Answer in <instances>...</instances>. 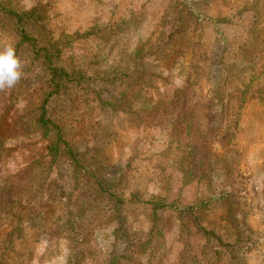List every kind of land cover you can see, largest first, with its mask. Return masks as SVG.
Masks as SVG:
<instances>
[{
	"label": "rangeland",
	"instance_id": "obj_1",
	"mask_svg": "<svg viewBox=\"0 0 264 264\" xmlns=\"http://www.w3.org/2000/svg\"><path fill=\"white\" fill-rule=\"evenodd\" d=\"M14 1L21 8H39L47 12V27L56 38L83 35L97 25L117 28V24L124 25L127 21L128 25L122 27L129 34L119 38L121 42L112 53L108 52L109 48L97 52L95 39L79 38L68 48L66 56L72 54L76 62L82 64L92 59V70L109 68L121 72L125 64L119 61L125 58L122 53L131 54L140 44L148 43L150 53L139 65L150 80L151 87L145 91L152 102L172 99L177 90L186 86L192 72L202 106L199 114L202 129L205 134L212 131L217 134L211 143V153L222 159L223 173L233 174L240 190L242 204L236 213V221L238 229L244 233V264H264V107L258 102L264 97V35L259 40L251 39L254 38V34H250L253 18L242 11L251 0L197 1L207 18L229 19L219 25L206 21L196 31L189 30L180 57L176 56L179 44L170 43V22L179 12L172 0ZM8 43L16 45L13 32L0 30V44ZM247 43L251 46L252 56L257 58L253 63L243 59ZM169 46L172 47L167 49ZM19 55L27 62L23 79L8 93L0 92V102L11 104L10 113L0 121V141L4 144L0 156V196L11 193V205L7 198L0 197V241L7 240L12 230L21 224L26 227L25 236L16 242L15 251L8 255L10 264L22 261H26L25 264H66L70 256V232L58 236L55 230L66 226L67 221L74 218L73 213L82 214L86 221L92 220L97 204L90 188L86 195L75 189L74 169L64 155L50 174L45 172L50 168L47 152L51 139L27 140L28 132H24L19 140L15 135H11L10 140L9 129L15 126L26 105L50 90V77L41 64L34 61L26 48ZM202 56L210 60L203 61ZM257 76L260 79L255 80ZM115 77L120 81L114 85L100 81L74 87L66 95L53 97L48 109L52 118L64 127L68 142L80 152H89L87 157L95 166L108 168V178L116 172L125 175L123 193L127 199L138 195L145 202L164 200L179 208L159 213L163 219V241H153L149 253L137 256V263L181 264L195 255L202 264H229L228 255L218 254L214 243L199 232L196 216L180 212L205 200L207 187L203 182L190 181L179 169L184 152L176 145L172 146L170 131L136 124L129 114L104 105L126 89L122 77ZM238 89L249 93L252 101L242 110L240 131L235 132V139L230 142L231 136L227 135L219 112L222 102ZM35 160H39L40 169L30 168ZM43 172L40 190L18 201L14 196H19L24 188L28 191L30 176H40ZM118 178L116 180L121 184ZM38 193L40 195L32 199ZM105 207L106 204L100 206L107 211ZM150 210L151 207L137 203L129 204L125 212L128 224L141 242L150 240L153 227ZM39 213L46 215L45 226L42 230L29 228L24 219ZM196 214L200 218L199 226L214 227L219 232L220 225L226 224L227 211L220 203ZM182 223L190 232L189 250L185 248L188 231L183 230ZM115 228V223L96 227L98 253L91 264L109 263ZM154 240L161 238L154 237Z\"/></svg>",
	"mask_w": 264,
	"mask_h": 264
},
{
	"label": "trees",
	"instance_id": "obj_2",
	"mask_svg": "<svg viewBox=\"0 0 264 264\" xmlns=\"http://www.w3.org/2000/svg\"><path fill=\"white\" fill-rule=\"evenodd\" d=\"M172 1L179 7L178 15L176 14L175 19L170 22V33L172 34L170 43L179 44L176 51L177 57H180L184 52L185 34L189 30L196 31L206 21H212L219 25V23H226L229 19L227 17L207 18L198 6L200 2L197 1L199 0ZM17 4L14 0H0V30L13 32L18 54L26 48L34 61L41 64L50 77V90L48 93L38 96L37 99L34 98L26 105L15 126L10 127L9 138L11 140V135H15L19 140L24 132H28L27 140L51 139L52 143L47 152L50 168L44 171L50 174L60 156L64 155L74 169L75 189L86 195L89 191L87 189L90 188L94 192L93 195L97 204L92 220L86 221L81 217L82 214L73 213L74 218L69 219L66 226L55 230L58 236L67 231L70 232V256L66 264H91L98 253L95 229L108 223L116 224L113 233V250L109 256L108 264H121L122 262L138 264L137 256L149 253L153 241L155 243L163 241V219L159 213L167 209L175 211L179 209L167 204L164 200L145 202L138 195H133L127 199L123 193V176L125 175L116 172L110 176L111 178H108V168L95 166L92 159L87 157L89 152H80L76 146L68 142L64 127L54 120L49 112L48 104L53 97L66 95L74 87L81 88L100 81L114 85L120 81L119 78L115 77L117 75L122 77L126 89L120 96L104 102V105L129 114L136 124L158 126L170 131L172 146L174 144L184 152V156L179 160V169L190 181L203 182L207 187V198L195 206L181 210V214L196 216L195 220L199 232L207 238V241L214 243V250H217L218 254L228 255L229 264H244L245 255L242 253V243L245 242L244 233L238 229L239 223L236 221V213L239 205L242 204L240 202V190L235 183L234 175L223 173L222 159H218L211 153V143L213 139L217 138V134H212L215 131H212L211 134H205L202 129L199 118L202 106L198 101L192 72L188 75L186 86L177 90L172 99L152 102L145 91L151 87L150 80L146 78L144 70L139 65L147 59L146 57L150 53L147 48L148 43L140 44L131 54L122 53L125 54V58L123 60L121 58L119 61H124L125 64L122 66L121 72H119L120 70L116 72L118 69L109 70V68L92 70L94 66L91 63L92 59L89 60V63L82 64L76 62L74 55L66 56L68 48L72 47L74 41L79 38H87L91 41L95 39L99 48H97V52H105L109 48L108 52L112 53L116 45L121 42L119 38L129 34V31H124V27H122L128 25L127 21L124 22V25L117 24V28L97 25L83 35H67L65 40L62 37L56 38L53 32L48 29L47 12L39 8L27 10ZM242 11L252 15L253 23L250 34L253 33L254 38L251 37V39L259 40L261 35H264V0H251L242 8ZM171 47L169 46L167 49ZM250 48V44L247 43L243 50V59L253 63L257 58L252 56ZM92 58L94 59V57ZM201 60L209 61L210 58L202 56ZM256 79H260L259 76L255 77ZM7 91L6 93H8ZM248 95L249 93L245 90L238 89L229 95L226 102L221 101L219 114L224 120V129L227 131V135L231 136L230 142L235 139V132L240 131L242 110L252 101ZM5 97L8 96L5 95ZM258 102L264 107V97H260ZM10 106L4 101L0 102V121L10 113ZM3 146L4 144L0 141V156ZM38 161L35 160L30 168L40 169ZM45 172L40 176H30L31 184L28 191L25 192L24 188L19 196L14 197L19 201V199H25L29 195L32 196L33 191L40 190ZM117 178L121 184L117 182ZM39 195L40 193L35 194L32 199ZM0 197L2 199L7 198L8 204L11 205V193H2ZM79 199L77 198V200ZM137 203L151 207L149 217L153 227L148 242L139 241L136 233L128 224L125 214L129 204ZM217 203L226 208L225 226L220 225L219 232L214 227L206 228L201 224L199 226L200 218L196 212H201L204 208H209ZM103 204H106L107 211L100 208ZM46 219L45 214L39 213L35 216L30 215L24 220L27 221L29 228L42 230ZM182 227L183 230L188 231L185 248L189 250L191 247L190 232L185 223H182ZM25 230L26 227L19 224L12 230L7 240L0 241V264H10L8 255L15 251L16 242L24 238ZM154 237H160L161 240L156 241ZM25 263L27 262L22 261L18 264ZM181 264L202 263L194 255Z\"/></svg>",
	"mask_w": 264,
	"mask_h": 264
},
{
	"label": "clouds",
	"instance_id": "obj_3",
	"mask_svg": "<svg viewBox=\"0 0 264 264\" xmlns=\"http://www.w3.org/2000/svg\"><path fill=\"white\" fill-rule=\"evenodd\" d=\"M26 66L14 44H0V92L15 88L23 79Z\"/></svg>",
	"mask_w": 264,
	"mask_h": 264
}]
</instances>
